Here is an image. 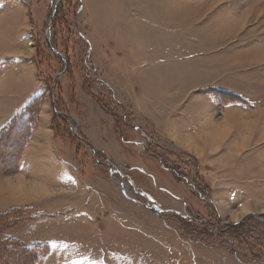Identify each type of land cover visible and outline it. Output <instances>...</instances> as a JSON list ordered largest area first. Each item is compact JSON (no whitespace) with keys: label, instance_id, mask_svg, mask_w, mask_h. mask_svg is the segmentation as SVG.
Masks as SVG:
<instances>
[{"label":"rangeland","instance_id":"374dc122","mask_svg":"<svg viewBox=\"0 0 264 264\" xmlns=\"http://www.w3.org/2000/svg\"><path fill=\"white\" fill-rule=\"evenodd\" d=\"M231 1L0 0V60L40 89L0 132V264H264V0L217 42ZM162 49L197 67L165 81Z\"/></svg>","mask_w":264,"mask_h":264},{"label":"crops","instance_id":"0c3cea01","mask_svg":"<svg viewBox=\"0 0 264 264\" xmlns=\"http://www.w3.org/2000/svg\"><path fill=\"white\" fill-rule=\"evenodd\" d=\"M242 1V0H241ZM240 1V2H241ZM245 1H248V0H244L242 4H239V6H237V2L236 1H231L230 2V5H229V8L225 7L224 9L220 10V12H215V11H210V17H212L211 19V23H213L212 25H214L215 27H213L212 29H210L211 33L214 31V30H217L218 32V40L217 42H221L222 39H221V36L222 34L224 33V31L226 30L224 27L221 26V24L219 26L216 27V25L218 24V18L217 16H223L224 18L227 19V17L225 16H229L230 17V13L232 14H235L236 12H238L239 7H245L246 6V3ZM242 5V6H240ZM217 14V15H216ZM216 15V16H215ZM239 21V20H238ZM219 22H221V20H219ZM217 23V24H216ZM173 27H177L175 25H173ZM179 27V26H178ZM164 29L166 30L167 28L164 27ZM179 30V28H177ZM167 32H169L170 34H175V28H172V30L168 29ZM177 34V33H176ZM190 42L192 43H195V38L193 39H189ZM216 42V43H217ZM215 43V45H216ZM219 46V45H218ZM251 46H254V43L250 45ZM258 49L260 50H264V44H261V45H258ZM181 48V46H180ZM161 52L163 53H167V50H164L162 49ZM234 52H230V54H233ZM258 53V52H257ZM264 52H260V54H263ZM176 55V54H175ZM168 53L166 55H162V57H160L159 59L163 61V63L165 64V72L164 71H161L162 73H164V79L165 81H167L166 77H165V73H169V67H175L177 66V63H179V65H190V66H196V62L195 60L193 59H183V58H177L178 56L176 55V57H174L173 59L176 58V60L174 61H168ZM180 59V60H178ZM229 60H235V59H239V54L234 56V57H229L227 58ZM1 60H4V59H1ZM0 60V86H2L4 83H8V84H5L3 85L2 87H0V91L2 92H10L12 91V89L9 87L10 84L14 85L15 83L16 84H20V85H24V87L22 88V93L21 94H18L17 97H13V96H8V95H11V93H8L7 96L6 95H1L0 97V101L2 104V106H0V110L2 111V116H0V132H2L5 128H7L9 125H11L14 121H19V120H27V115L30 113H28V110L29 108H31V106L35 103V101L38 100V98H36L35 96L39 93L40 89H37V87L35 86V84H32V85H29L28 88L26 89V85L23 81H25L26 79H29V78H26L27 77V74H25L24 72L22 73H15L14 71H10V70H7V66L10 65V63L5 60V61H1ZM15 64H18V63H21L22 61L20 60L19 62H16V60H13ZM192 61V62H191ZM170 62H173V64H170ZM14 64V65H15ZM142 66L147 69L149 66H155L156 68H161L163 66H159L157 65V61H153V60H147L145 64H142ZM197 67V66H196ZM233 68L230 67L229 69V73H232L233 71H230L232 70ZM151 70H154L153 68ZM181 70H185V69H181ZM243 70H237V72H242ZM30 76V75H29ZM33 79V78H30V80ZM176 80V82H175ZM174 80V88L170 91V90H167L166 92L164 93H161L163 98H162V102L166 104L165 108L162 107V110H166L167 112L170 111V108L168 107L169 105H175V102H171L170 101V97L171 95L173 94V96H176V94L178 95H183L182 93H186V91H183L179 88V83H180V80L178 79H175ZM211 85V84H209ZM197 89V88H195ZM158 90V89H156ZM155 90V91H156ZM5 97H8V98H5ZM164 97H167V99H165ZM164 100V101H163ZM176 106L177 103H176ZM160 108V107H158ZM171 109L173 111L176 110V108L174 107H171ZM244 109V108H243ZM160 110V109H159ZM44 108L41 110L39 109L38 110V113L37 115L39 114V116H41L43 113H44ZM28 113V114H27ZM179 113V111L177 112ZM173 115V114H172ZM183 116L179 115L178 118H180ZM207 118V116H204ZM174 119V117H172ZM49 118L44 117V120H48ZM40 120H41V117H40ZM183 120H180L179 124L181 126V124H183V122H181ZM175 122H169L168 123V127L170 128L171 124H173ZM40 124V123H39ZM227 124V123H225ZM41 127L37 126L35 127V129L33 130V133H35L37 135V132L38 130L40 129ZM41 130V129H40ZM210 130L212 132H215V131H222V127L217 125V124H213L211 127H210ZM34 134V136H35ZM182 133H180V131H178L177 135L181 136ZM41 135V133H40ZM41 137V136H40ZM34 138V137H33ZM76 182V180H75ZM11 184H14L16 185L15 188L13 190L15 191H25L27 192V189L28 187L24 184V181L22 178L18 179L16 181V183H11ZM7 186V184H5ZM4 186V185H3ZM4 186V190L0 192H6V193H10V188H8V186L6 187ZM21 189V190H20ZM17 193V192H16ZM10 195H14L13 193L10 194Z\"/></svg>","mask_w":264,"mask_h":264},{"label":"trees","instance_id":"16d2710c","mask_svg":"<svg viewBox=\"0 0 264 264\" xmlns=\"http://www.w3.org/2000/svg\"><path fill=\"white\" fill-rule=\"evenodd\" d=\"M23 258H24V260L22 261V263L25 264L27 261H28V263L30 262L32 256H31V254H28V255H24Z\"/></svg>","mask_w":264,"mask_h":264},{"label":"bare ground","instance_id":"6f19581e","mask_svg":"<svg viewBox=\"0 0 264 264\" xmlns=\"http://www.w3.org/2000/svg\"><path fill=\"white\" fill-rule=\"evenodd\" d=\"M15 151H16V150H15ZM10 185H11V187H13V186H14V188H15V186H16V185H14V184H11V183H10ZM14 188H12V189H14ZM20 190H21V189H20ZM14 191H15V190H14ZM18 192H19V191H18ZM16 194H18V193H15V195H16Z\"/></svg>","mask_w":264,"mask_h":264},{"label":"water","instance_id":"95a60500","mask_svg":"<svg viewBox=\"0 0 264 264\" xmlns=\"http://www.w3.org/2000/svg\"><path fill=\"white\" fill-rule=\"evenodd\" d=\"M59 54V53H58ZM60 55V54H59Z\"/></svg>","mask_w":264,"mask_h":264}]
</instances>
